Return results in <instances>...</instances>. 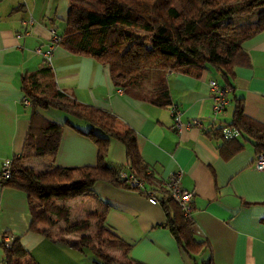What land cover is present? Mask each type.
Here are the masks:
<instances>
[{"label": "crops", "instance_id": "crops-1", "mask_svg": "<svg viewBox=\"0 0 264 264\" xmlns=\"http://www.w3.org/2000/svg\"><path fill=\"white\" fill-rule=\"evenodd\" d=\"M67 10L68 0H0V170L5 159L21 151L28 127L31 107L24 102L20 79L39 68L42 52L51 46L50 63L61 90L114 113L132 127L141 156L156 179L162 181L170 171L182 169L181 186L193 191V234L208 246L189 255L166 223L162 199L152 204L138 191L106 181H97L91 193L59 201L68 206L70 218L78 220L88 211L105 210L108 204L105 226L131 243L130 258L145 264H264V170L255 167L250 142L224 158L218 149L221 140L206 133L230 122L234 97L243 98L247 115L264 122V30L242 42L250 63L235 67L227 93L229 102L217 116L211 110L209 81L221 84L222 80L212 66L158 71L171 106L180 111L182 128L177 129L171 106L151 100L158 90L155 67L139 86L126 90L115 86L106 64L53 43L51 29L61 33ZM46 113L59 122L65 119ZM76 126L85 130L89 124ZM61 129L53 157L29 158L23 165L43 173L55 166L96 162L97 147L91 138L67 124ZM107 159L119 164L126 161L120 141H110ZM83 202V210L74 215ZM29 222L25 192L0 187V237L5 232L21 235L26 251L22 263L93 264L94 259L83 257L86 249L56 241L55 231H50L53 235L49 237L43 231L29 230ZM72 234L65 236L80 238L79 233ZM2 257L0 247V264Z\"/></svg>", "mask_w": 264, "mask_h": 264}, {"label": "trees", "instance_id": "trees-1", "mask_svg": "<svg viewBox=\"0 0 264 264\" xmlns=\"http://www.w3.org/2000/svg\"><path fill=\"white\" fill-rule=\"evenodd\" d=\"M82 1L68 0L64 27L57 34L56 44L71 53L88 55L106 64L115 86L126 90L139 86L149 69L155 67L158 90L151 100L160 106L170 107L172 104L160 78V69L212 66L222 80L218 84L226 88L227 95L235 67L250 63L242 42L264 30V0H92L94 6H84ZM237 15L247 20L238 24L232 20ZM252 16L255 18L251 21L248 17ZM20 82L24 98L31 107L28 127L21 151L7 158L10 160V175L0 179V187L25 192L30 214L29 230H40L52 237L51 228L56 222L63 221L64 225L54 233L55 240L89 249L104 260V263L94 260L93 264H145L130 258L127 252L131 243L105 226L108 204L105 210L72 220L68 206L59 203L91 193L97 181H106L145 196L148 189L154 190L156 198L165 203L166 223L171 226L183 250L192 255L208 246L206 240L194 236L192 218L183 215L170 191L150 172L132 127L114 113L79 101L61 90L50 58L44 57L39 68L22 75ZM233 101L230 122L211 127L206 133L221 140L218 149L224 158L242 150L246 142L252 144L255 156L264 153V122L244 112L242 97H234ZM49 107L86 121L88 128L82 130L68 118L57 121L47 115ZM66 124L94 141L97 147L95 163L55 166L43 173H36L23 165L29 158L47 154L53 157L61 140V127ZM225 127L236 128L238 135L224 137L222 130ZM112 139L124 146L126 161L123 164L107 159ZM122 172L142 180L143 187L131 186ZM159 192L160 197L157 196ZM40 225L44 228L39 229ZM93 225L91 235L83 234ZM69 233H79L80 238L66 237L65 234ZM5 235L9 233L0 237L3 264H24L20 260L26 253L21 235L11 234L8 241ZM103 246L121 250L122 259L110 254Z\"/></svg>", "mask_w": 264, "mask_h": 264}, {"label": "built area", "instance_id": "built-area-1", "mask_svg": "<svg viewBox=\"0 0 264 264\" xmlns=\"http://www.w3.org/2000/svg\"><path fill=\"white\" fill-rule=\"evenodd\" d=\"M58 35L54 29H51V39L53 43H56L58 40ZM43 55L45 58L49 59L51 54V46L44 50ZM209 86L211 89V110L213 116H217L226 106L228 103V98L226 95V88L221 87L218 82L214 79L209 81ZM118 90H121L120 88ZM24 102L28 103V100L24 98ZM171 115L173 117L174 126L177 129L182 128V123L180 120V111L177 107L171 106L170 108ZM223 135L224 137H232L238 135V130L234 127H225L223 128ZM255 167L258 169L264 170V153H259L255 159ZM123 176L128 179V182L131 186L143 187V181L135 178L131 173L122 172ZM182 174V169H176L170 171L169 176L166 179L161 181L162 185H164L169 191L172 198L177 202L180 209L183 212L185 217L191 218V211H192V197L193 191L184 189L180 183V177ZM10 175V160L7 159L4 161L3 168L0 172V179H5ZM147 198L148 201L152 204L158 203V199L154 195V190L148 189L147 190ZM11 238V235H7L5 240L8 241Z\"/></svg>", "mask_w": 264, "mask_h": 264}, {"label": "rangeland", "instance_id": "rangeland-1", "mask_svg": "<svg viewBox=\"0 0 264 264\" xmlns=\"http://www.w3.org/2000/svg\"><path fill=\"white\" fill-rule=\"evenodd\" d=\"M82 3V5H84V6H94V1H92V0H84V1H82L81 2ZM255 18V16H252L251 18L250 17H248V19L249 20H253ZM232 20L233 21H235V22H238V24H242V23H244L246 20H247V18L246 17H242V16H234V17H232ZM47 112L51 115V116H57V117H63V118H68L70 121H72L74 124H76V125H82V123L85 125L87 122L86 121H84V120H81V119H77V118H74L73 116H71L70 114H68V113H66V112H64V111H62V110H59V109H56V108H53V107H49L48 109H47ZM68 200V199H67ZM62 201H65V200H62ZM85 204L86 203H84L83 202V204H82V206L80 207H78L77 209H75L74 210V215H76V214H80V210H83V207L85 206ZM85 211H86V209H85ZM83 213V212H82ZM88 213H91V212H87V213H84V215L83 216H87L88 215ZM71 214V213H70ZM77 216H79V215H77ZM74 218H76L75 216H74ZM74 218H72V220L74 219ZM83 218V217H82ZM77 219V218H76ZM81 219V218H80ZM79 220V219H78ZM60 223V222H59ZM60 225H64L63 223H61V224H58V222H56V225L55 226H53V228H51L52 229V231H57L58 230V227L60 226ZM94 225L93 226H91V228L86 232V234H88V235H91V233H92V231H94ZM70 235H72L73 236V234L72 233H70ZM95 243H97V242H95ZM98 244V243H97ZM104 247V249L106 250V251H109L110 252V254H112L113 256H115V257H119V258H121L122 259V256H120L121 255V250H119V249H110V248H107V247H105V246H103ZM85 254H84V258H91V259H94V260H98L100 263H104V260L103 259H101L100 257H98V256H96L91 250H88V249H86L85 251Z\"/></svg>", "mask_w": 264, "mask_h": 264}]
</instances>
